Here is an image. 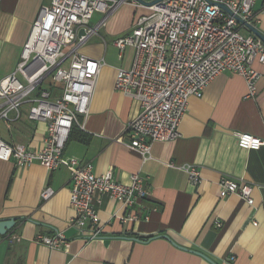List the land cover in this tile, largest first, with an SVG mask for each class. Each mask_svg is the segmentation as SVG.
I'll list each match as a JSON object with an SVG mask.
<instances>
[{
  "label": "crops",
  "instance_id": "crops-1",
  "mask_svg": "<svg viewBox=\"0 0 264 264\" xmlns=\"http://www.w3.org/2000/svg\"><path fill=\"white\" fill-rule=\"evenodd\" d=\"M48 3L1 0L0 80L14 69L36 13ZM149 12L129 0L105 17L92 15L88 25L96 32L78 51L101 67L88 113L77 118L63 149L65 158L89 162L97 174L110 170L123 184L137 173L147 197L121 208L103 196L96 206L102 233L85 241L70 222L75 213L65 167L48 171L37 162L18 167L0 160V219L15 220L0 235V264H212L200 254L215 264H264V145L243 149L236 139V133H250L264 141V75L250 97L237 73L217 75L200 96L188 98L176 136L153 142L143 159L127 145L126 125L139 103L113 87L116 70L129 67L133 52L126 47L119 56L114 40ZM252 12L253 26L264 36V0H254ZM253 67L264 72L256 61ZM23 107L17 119L11 113L10 120H0V138L40 149L45 124L28 120ZM187 165L197 167V185L189 181ZM222 178L251 184L253 204L236 194L219 197ZM46 186L55 194L42 200ZM55 230L69 241L66 249L36 240Z\"/></svg>",
  "mask_w": 264,
  "mask_h": 264
},
{
  "label": "built area",
  "instance_id": "built-area-1",
  "mask_svg": "<svg viewBox=\"0 0 264 264\" xmlns=\"http://www.w3.org/2000/svg\"><path fill=\"white\" fill-rule=\"evenodd\" d=\"M128 1L49 0L36 13L14 69L0 80V120H10L11 113L17 119L27 105L26 118L44 122L46 130L42 146L36 150L0 138V160H13L18 167L37 162L48 171L65 167L71 183L68 200L75 213L70 222L85 241L102 233L96 206L103 196L121 208L147 197L137 173L123 184L110 170L97 174L91 163L63 156L73 124L79 125L77 118L88 113L101 67L100 60L78 51L96 32L87 24L95 12L105 17ZM253 3L162 0L139 16L128 34L114 40L119 56L126 47L133 52L129 67L116 70L113 87L139 103V111L128 121L126 131L127 145L143 159L150 157L153 142L176 136L188 98L200 96L220 73H237L245 82L246 96L256 94V83L264 72L253 63L264 66V44L254 35L241 33L245 23L254 24ZM80 29L84 33L78 36ZM45 81L47 87L42 86ZM236 139L243 149L264 145L250 133H236ZM183 169L193 185L200 182L197 167L187 165ZM218 187L219 197L236 194L248 205L253 204L252 185L247 182L222 178ZM54 194L55 190L46 186L40 190V199L48 200ZM36 240L50 248L69 246L57 230Z\"/></svg>",
  "mask_w": 264,
  "mask_h": 264
},
{
  "label": "water",
  "instance_id": "water-1",
  "mask_svg": "<svg viewBox=\"0 0 264 264\" xmlns=\"http://www.w3.org/2000/svg\"><path fill=\"white\" fill-rule=\"evenodd\" d=\"M133 1H135L139 5L150 7L154 4H157L158 2L162 0H133ZM220 7L224 9L225 11H227V8L224 5H220ZM245 26L247 29H249L253 33L254 36L259 38L261 42L264 44V36L262 35V33H260L252 24H249L248 22L245 23ZM83 33H84L83 29H80L78 32V36L83 35ZM14 222L15 220L13 218H7V219L1 218L0 219V235L4 234L14 224ZM200 256L203 257V259H206V261H209L210 263L215 264L203 254H200Z\"/></svg>",
  "mask_w": 264,
  "mask_h": 264
},
{
  "label": "rangeland",
  "instance_id": "rangeland-1",
  "mask_svg": "<svg viewBox=\"0 0 264 264\" xmlns=\"http://www.w3.org/2000/svg\"><path fill=\"white\" fill-rule=\"evenodd\" d=\"M88 25V24H87ZM90 26V25H88ZM241 33L244 34V35H248L249 33L246 32L244 29L241 30ZM43 87H47V81H45L43 84H42ZM56 95L60 94V91H59V88H57L56 92H55ZM27 105H24V110H27ZM1 123V122H0Z\"/></svg>",
  "mask_w": 264,
  "mask_h": 264
},
{
  "label": "trees",
  "instance_id": "trees-1",
  "mask_svg": "<svg viewBox=\"0 0 264 264\" xmlns=\"http://www.w3.org/2000/svg\"><path fill=\"white\" fill-rule=\"evenodd\" d=\"M70 132H71V130H70ZM69 135H70V133H69ZM69 137V136H68Z\"/></svg>",
  "mask_w": 264,
  "mask_h": 264
}]
</instances>
